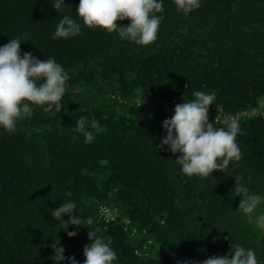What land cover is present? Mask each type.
I'll return each mask as SVG.
<instances>
[{
  "label": "trees",
  "instance_id": "1",
  "mask_svg": "<svg viewBox=\"0 0 264 264\" xmlns=\"http://www.w3.org/2000/svg\"><path fill=\"white\" fill-rule=\"evenodd\" d=\"M64 2L57 12L49 0H0V45L19 37L21 53L51 56L68 74L60 112L33 105L14 133L0 129V264H53L54 242L82 264L88 231L115 264H195L230 257L233 242L264 264V231L236 211L232 190L240 175L264 193V0H201L187 17L164 0L147 46L82 21L79 35L54 39L60 17L79 19V0ZM193 91L214 94L215 127L235 119L241 129V159L205 178L158 147L163 120ZM80 116L98 121L91 143L75 131ZM68 200L81 225L52 217Z\"/></svg>",
  "mask_w": 264,
  "mask_h": 264
},
{
  "label": "clouds",
  "instance_id": "2",
  "mask_svg": "<svg viewBox=\"0 0 264 264\" xmlns=\"http://www.w3.org/2000/svg\"><path fill=\"white\" fill-rule=\"evenodd\" d=\"M58 10L66 5L64 0H49ZM176 11L187 17L200 7L201 0H173ZM79 19L70 15L59 18L52 34L54 39L77 36L81 32V21L90 29L115 32L121 40L147 46L157 39L164 13V0H79L75 8ZM128 19L119 26L115 21ZM21 39L11 38L0 45V129L12 134L17 123L25 118L33 105L47 104L58 113L66 92L68 74L53 57L39 59L31 52L20 50ZM193 99L176 104L170 118H165L162 128L166 135L160 139L159 148L180 154L174 159L179 171L191 178H205L213 170L225 172L230 161L235 164L241 159V150L236 136L241 132L239 122L230 120L226 127H215L209 122V105L215 96L210 92L193 91ZM75 131L83 136L84 143H91L98 131V121L85 116L76 120ZM165 146H167L165 148ZM234 195L240 196L236 211L243 214L249 223L264 231V193L252 192L245 177L234 176ZM250 180V178H248ZM231 190V191H232ZM75 203L68 200L51 209L53 218L69 216L67 225H81V217L72 215ZM69 237L76 231H67ZM90 242L83 248L85 259L82 264H115L117 253L101 235L88 231ZM51 247L53 264L67 260V264H78L73 256H64L63 246L54 242ZM228 254L212 255L195 264H259L251 248L232 243ZM187 264V262H184Z\"/></svg>",
  "mask_w": 264,
  "mask_h": 264
}]
</instances>
